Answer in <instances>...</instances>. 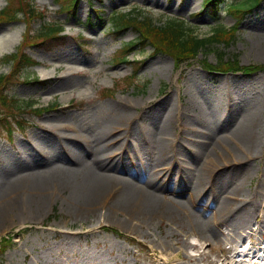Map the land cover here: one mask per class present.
<instances>
[{"label": "rangeland", "instance_id": "374dc122", "mask_svg": "<svg viewBox=\"0 0 264 264\" xmlns=\"http://www.w3.org/2000/svg\"><path fill=\"white\" fill-rule=\"evenodd\" d=\"M7 2L0 0V9ZM32 2L45 11L44 19L31 24L34 35L44 22L54 21L67 36L48 46L30 45L26 51L39 64L23 68L0 89V114L2 94L45 111L38 115L27 106L30 122L24 128L13 126L11 135L0 126V241L6 239L0 243L6 247L0 264H231L229 256L233 264H264L261 216L251 217L240 231L213 222L209 239L194 230L198 219L216 210L227 208L237 215L249 204L264 208V71L213 74L203 67L204 61L216 65L220 52L225 59L236 55L243 67L264 64V1L242 19L230 45H212L180 67L169 55L140 45L127 55L140 64L116 62L121 47L137 34L133 28L110 33V17L118 10H135L159 24L180 18L204 37L218 25L236 23L227 5L215 19L195 14L204 0H80L75 13L60 11L57 0ZM97 7L106 23L93 11ZM17 30L23 36L1 52L0 75L11 70L4 55L16 52L28 33L23 21L0 25L4 43ZM137 65L130 88L124 77ZM53 69L51 78L43 77ZM38 78L47 83H35ZM118 81L122 87L115 95L101 98V90ZM228 100V112L218 114ZM101 131L112 133L115 143L103 146L102 156L124 173L117 175L154 174L158 184L148 190L171 197L165 202L173 217L152 213L133 199L118 206L123 186L112 180L88 204L80 202L93 185L90 150ZM80 133L93 137V143L87 146L88 156L75 158L61 142ZM165 145L174 146L159 159ZM58 164L70 169L62 180L52 187L34 186L36 168L62 170ZM198 177L205 179L203 187L210 177L206 188L211 195L200 185L192 188ZM204 194L209 202L207 197L201 201ZM3 203L10 206L2 214Z\"/></svg>", "mask_w": 264, "mask_h": 264}, {"label": "trees", "instance_id": "16d2710c", "mask_svg": "<svg viewBox=\"0 0 264 264\" xmlns=\"http://www.w3.org/2000/svg\"><path fill=\"white\" fill-rule=\"evenodd\" d=\"M255 4L260 3L262 0H254ZM223 0H205V6L212 8V14L217 17L218 11L220 10V4ZM251 5L248 9L242 4H236L232 6L231 12L237 14H246L252 11ZM19 13H23L25 18L29 21L33 18L39 17L40 13L32 7L30 0H9L8 5L0 11V23L12 22L19 18ZM113 26L116 29L117 33H120L122 30L128 27H134L141 33L140 43L145 45L149 42L157 51H162L173 56L179 64L185 60L195 58L202 48H207L212 46L215 43H226L229 45L235 39L236 27L230 29H223V27L215 30L211 36L200 38L193 33V30L186 29L184 23L177 19H170L163 25H158L150 16H144L139 13H135V10L130 13H120L114 14L112 16ZM61 28L56 25H47L43 28L41 34L38 37H41L42 43L61 38L60 35ZM136 44L135 42L128 44L124 51L132 49V45ZM223 54L220 56L222 60ZM6 61L13 62V70H19L25 64L26 66H31L35 63V60L28 55L27 53L7 55L5 57ZM210 68H217L223 71L231 70H244L248 73L264 70V64H253L248 67H240L239 61L235 60L221 62L218 67L206 63ZM10 74H3L0 76V85L6 81L7 78L11 77ZM106 92H103V96H106ZM1 104L3 107V112L1 113V127L6 130L8 133H11L13 130L14 124L23 125L21 120L17 121V110L25 109L24 104L31 105V102H22L20 103L19 99L15 96L8 97L3 95L1 99ZM13 110V111H12ZM13 119V121L11 120Z\"/></svg>", "mask_w": 264, "mask_h": 264}, {"label": "bare ground", "instance_id": "6f19581e", "mask_svg": "<svg viewBox=\"0 0 264 264\" xmlns=\"http://www.w3.org/2000/svg\"><path fill=\"white\" fill-rule=\"evenodd\" d=\"M22 35H23L22 30L21 31L17 30L9 34L7 38L4 39L5 43L3 42L2 38H0V54L3 51L10 50L12 46L16 45L15 43H17V41L19 40L20 37H22ZM54 71L55 69H53V72L50 73L47 72L43 74V77L44 78L51 77L54 74ZM101 132L97 133V142L96 145L93 147L94 153L91 160L92 163L91 164L86 163L89 166L94 167L93 181L90 182L93 183V185L92 188L89 190L88 194H86V196H81L80 202L84 203L85 205L86 203L88 204L90 200H92L91 199L92 196L96 192L102 193L108 186L107 183L108 180H112L116 184H121L123 186V190H122L123 196L121 195V199L119 201L120 203L118 206L122 205V203L125 202L126 200L128 201L129 199H133L139 202L140 204L144 203L143 205L145 206V208L149 206L150 211L152 213H157V215H163V216H165L166 214V216L173 217L174 212L172 211V208L170 207L169 204H166L165 202V200L166 201L170 200L171 197L167 199L163 196L162 197L157 196L154 192L148 190V188L155 189V184H158L157 178L154 176V174L150 175L148 173L145 176V174L142 175V173L129 172L128 175L125 177H121L117 175V173L118 174H124V173L116 166V164L110 165L107 159L102 156V152H103L102 147L105 145H110L112 143H115L111 138L112 133L111 131L110 132L105 131L102 133ZM77 136H78L77 138L70 140L69 143L61 142L63 151L66 153L68 150H70L71 155H73L75 158H78L82 155L88 156L89 153L86 152V149L87 146L90 145V143H93V140L92 141L89 140L90 138L93 139V137H88L83 133H80V135ZM73 143H75L74 146H72ZM160 147H162V149L160 150L161 154L158 155L159 159L162 158V154L167 150L166 145ZM233 159L234 158L231 159L232 162ZM149 164H151V162H149ZM57 167L63 169L54 170L55 168H53L52 170L45 171V169L36 168L35 170L38 175H35L34 179L36 185L34 186L38 187L43 185L46 187L49 186L52 187L58 179L62 180L65 177V173L67 170H70L69 168L62 166L61 164H58L56 168ZM43 171H45L46 174L42 173ZM108 172H113V173L108 174ZM69 173L67 175H69ZM168 181H171V179H169ZM178 181L179 179H177V182ZM196 181H197L196 187H198L199 184L200 185L204 184L205 179H199L198 177ZM209 182H210V177L208 182L205 184L206 187L209 185ZM131 185L136 188V191L134 188L131 187ZM206 187H203L202 190L207 191L209 195H211L210 191ZM199 196H196L198 200H199ZM205 197L208 198V195L204 194V197L201 199V201H205L204 200ZM101 198L104 199L105 198L104 195ZM109 198L110 196L108 195L105 201H107ZM190 199H193L194 201L197 200L195 198H190ZM210 200L211 198L209 196L207 202H209ZM1 205H3L2 208V214H3L5 212V209L8 208L10 205H8L7 203H3ZM92 205H94V203ZM260 206L261 205H259L258 208H256L253 204H249L248 210H244L241 212L242 214L239 213L237 215L231 214L230 210L227 208L219 211L216 210L211 217H208L206 219L205 218L198 219L197 223L195 224L194 230L198 228V230L203 234H205V237L209 239L208 231L209 228H211L210 224H212L213 222L215 224L216 222L218 223V220H220L224 222V225H226L228 230L240 231L242 228H245L249 225V219L251 217H257V216L262 217L263 219L262 228H264V208H260ZM99 227H101V224L99 225ZM211 237H216V233L212 232ZM225 237L227 238V236ZM230 258L231 257L229 256L227 259L230 261L231 264H233L234 260L233 259L230 260ZM234 264H240V262L239 263L236 262Z\"/></svg>", "mask_w": 264, "mask_h": 264}]
</instances>
